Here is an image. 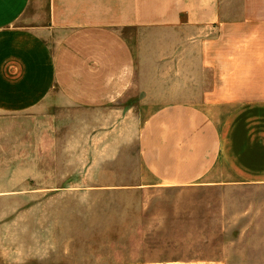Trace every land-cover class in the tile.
Returning <instances> with one entry per match:
<instances>
[{"label": "crops", "instance_id": "crops-1", "mask_svg": "<svg viewBox=\"0 0 264 264\" xmlns=\"http://www.w3.org/2000/svg\"><path fill=\"white\" fill-rule=\"evenodd\" d=\"M65 109L82 152L136 141L151 181L90 191L184 194L123 264H264V0H0V114Z\"/></svg>", "mask_w": 264, "mask_h": 264}, {"label": "rangeland", "instance_id": "rangeland-1", "mask_svg": "<svg viewBox=\"0 0 264 264\" xmlns=\"http://www.w3.org/2000/svg\"><path fill=\"white\" fill-rule=\"evenodd\" d=\"M150 114L142 112L141 123ZM80 115L76 109L0 114V243L31 263L68 255L70 264H123L127 248L140 247L134 239L140 236V217L163 213L166 202L184 195L157 189L90 191L93 184L124 187L148 177L136 141L119 146L114 162L82 152ZM88 172L103 175H83Z\"/></svg>", "mask_w": 264, "mask_h": 264}]
</instances>
